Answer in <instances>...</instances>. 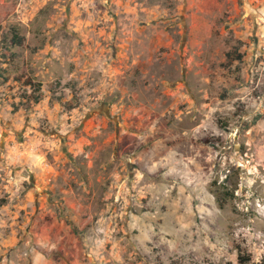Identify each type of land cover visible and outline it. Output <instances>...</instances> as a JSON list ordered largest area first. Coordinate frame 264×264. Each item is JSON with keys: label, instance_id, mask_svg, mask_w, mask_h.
<instances>
[{"label": "rangeland", "instance_id": "rangeland-1", "mask_svg": "<svg viewBox=\"0 0 264 264\" xmlns=\"http://www.w3.org/2000/svg\"><path fill=\"white\" fill-rule=\"evenodd\" d=\"M242 255L264 258V0H0V264Z\"/></svg>", "mask_w": 264, "mask_h": 264}, {"label": "trees", "instance_id": "trees-1", "mask_svg": "<svg viewBox=\"0 0 264 264\" xmlns=\"http://www.w3.org/2000/svg\"><path fill=\"white\" fill-rule=\"evenodd\" d=\"M13 41L17 44V45H22L23 44V37H20L17 33L14 34L13 36ZM28 86H32L31 88L34 91V94L32 96H28V100H27V104L26 106H29V102H31L32 104H38L42 98L43 95L41 93L42 91V84L39 82H32V81H28V83H26ZM240 258V262L242 264H245L246 262L250 261V257L246 256V255H242L239 257ZM258 264H264V258L258 263Z\"/></svg>", "mask_w": 264, "mask_h": 264}, {"label": "crops", "instance_id": "crops-1", "mask_svg": "<svg viewBox=\"0 0 264 264\" xmlns=\"http://www.w3.org/2000/svg\"><path fill=\"white\" fill-rule=\"evenodd\" d=\"M40 264H55L50 259L44 256H40Z\"/></svg>", "mask_w": 264, "mask_h": 264}]
</instances>
